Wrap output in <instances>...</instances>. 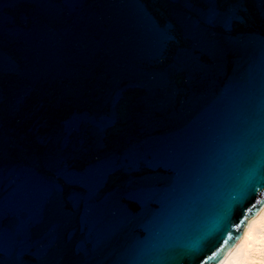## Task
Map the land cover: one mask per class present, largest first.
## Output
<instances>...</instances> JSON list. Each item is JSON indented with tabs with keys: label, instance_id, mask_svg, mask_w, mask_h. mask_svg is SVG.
Listing matches in <instances>:
<instances>
[{
	"label": "water",
	"instance_id": "water-1",
	"mask_svg": "<svg viewBox=\"0 0 264 264\" xmlns=\"http://www.w3.org/2000/svg\"><path fill=\"white\" fill-rule=\"evenodd\" d=\"M264 206V0H0V264H220Z\"/></svg>",
	"mask_w": 264,
	"mask_h": 264
},
{
	"label": "bare ground",
	"instance_id": "bare-ground-1",
	"mask_svg": "<svg viewBox=\"0 0 264 264\" xmlns=\"http://www.w3.org/2000/svg\"><path fill=\"white\" fill-rule=\"evenodd\" d=\"M220 264H264V206L245 229Z\"/></svg>",
	"mask_w": 264,
	"mask_h": 264
}]
</instances>
